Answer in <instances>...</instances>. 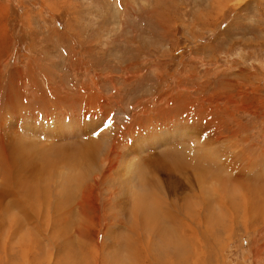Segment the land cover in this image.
<instances>
[{"label":"rangeland","instance_id":"374dc122","mask_svg":"<svg viewBox=\"0 0 264 264\" xmlns=\"http://www.w3.org/2000/svg\"><path fill=\"white\" fill-rule=\"evenodd\" d=\"M0 138V264H264V0H0Z\"/></svg>","mask_w":264,"mask_h":264},{"label":"bare ground","instance_id":"6f19581e","mask_svg":"<svg viewBox=\"0 0 264 264\" xmlns=\"http://www.w3.org/2000/svg\"><path fill=\"white\" fill-rule=\"evenodd\" d=\"M32 145H34L31 141H29L28 139H25V138H20L19 139V141H17V142H15L14 144H13V146H12V149H11V153H10V157H9V155H8V152H7V150H6V148H5V144H4V142H3V140L0 138V147H1V149H2V155L3 156H5V158H4V162H5V164H6V166H4V167H1V169H0V172H1V174H4V179H3V181L5 182V181H7L8 183L10 182V180L9 179H11L12 177H14L13 178V181H14V179L15 178H17V176H18V178H19V173H20V176L22 175L25 179L27 178L28 180L30 179V176L32 175H30V176H28V174H25V173H23L22 172V168L21 167H23L24 169H25V171H28L29 170V168H31L32 166H31V163L29 162V160H30V153L29 152H31V150H33L34 151V149L32 148L33 146ZM57 145V144H56ZM35 147V146H34ZM71 148V147H70ZM49 151V150H48ZM33 153V152H32ZM31 153V154H32ZM63 153V152H62ZM88 153V152H87ZM173 153V152H172ZM56 154V153H55ZM38 155V154H37ZM47 155V154H46ZM77 155H79V154H77ZM86 155V154H85ZM32 156V155H31ZM80 156V155H79ZM32 158V157H31ZM1 159V158H0ZM74 160H76V159H74ZM108 163H110V162H108ZM112 164V163H111ZM110 168H111V166H110ZM17 169H19V171L17 170ZM22 169V170H21ZM108 169V168H107ZM110 171V170H109ZM0 174V175H1ZM27 175V176H26ZM33 177V176H32ZM21 179V181L23 182L24 181V183H27V180H25V179ZM34 178H35V176H34ZM33 178V179H34ZM19 179V180H20ZM32 179V178H31ZM32 179V180H33ZM34 180H36L35 182H34V185H37L38 184V182H37V179L35 178ZM5 184V183H4ZM28 184H30V183H28ZM24 185V184H23ZM22 185V186H23ZM33 185V186H34ZM1 186V185H0ZM5 186V185H4ZM29 186V185H28ZM263 186V185H262ZM29 188H32V186H29ZM28 188V190L30 191V189ZM142 188V187H141ZM143 189V188H142ZM158 189V188H157ZM258 189H259V187H258ZM154 191H155V189H154ZM153 191V195H157L158 194V192L156 193V192H154ZM7 192V191H6ZM6 192H1V193H3V194H5V196H7V193ZM149 192V191H148ZM139 193V192H138ZM140 197H137L136 199H134V201L136 202V207L138 208V206L140 205L141 206V202H142V205L144 206V207H146L145 206V204L143 203V199H142V197L144 198V196H142V194H140L139 195ZM3 197V196H2ZM1 197V198H2ZM146 199H148V197L146 198ZM143 200V201H142ZM135 202L133 203V204H135ZM149 203V205H148V207H150V206H152V205H155V203L156 204H158V205H161L162 203H163V201L160 199V197H155V196H153V199H151V202H148ZM187 203V202H186ZM152 204V205H151ZM208 206V205H207ZM147 207V208H148ZM131 209V208H130ZM134 209H135V206H133V208H132V211L134 212H132L133 214V217H132V220H134V218L136 217L137 218V214L138 213H136L135 211H134ZM147 210L148 209H145V211H146V213L144 212V215L143 216H138L140 219L141 218H144V220H148L149 219V212H147ZM186 210H188V209H186ZM138 211H141V210H138ZM142 212V211H141ZM121 217V215L119 216V218ZM121 219V218H120ZM233 219V218H232ZM175 222V221H174ZM158 225H159V223H157ZM186 224V223H185ZM138 234V233H137ZM141 243H139L138 244V249L140 248V246H141V248L143 247L142 246V244L140 245ZM174 247V249H172L171 248V246H168V247H166L165 249H164V247L163 248H159L158 250H159V255H157V259H156V262L154 263V264H162V263H166V264H185V262H186V264H191L192 263V258H193V255H196L197 254V249H198V246L197 245H193L192 247H188V245H187V243L185 242V241H181V243H177V245H174L173 246ZM177 248V249H176ZM118 253H120L119 251H118ZM115 254V253H114ZM138 254H139V252H138ZM202 254V252L200 253V255ZM110 257H112V255H109ZM136 256V258L138 259V257H139V255H135ZM198 257H199V255H198ZM197 257V258H198ZM141 258H142V256H141ZM177 262V263H176ZM197 262V261H196ZM199 263V262H198ZM193 264V263H192Z\"/></svg>","mask_w":264,"mask_h":264}]
</instances>
